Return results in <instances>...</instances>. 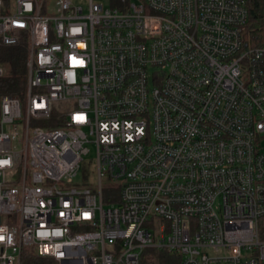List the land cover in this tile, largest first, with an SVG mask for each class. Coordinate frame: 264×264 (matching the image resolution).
Returning a JSON list of instances; mask_svg holds the SVG:
<instances>
[{"label": "built area", "instance_id": "built-area-1", "mask_svg": "<svg viewBox=\"0 0 264 264\" xmlns=\"http://www.w3.org/2000/svg\"><path fill=\"white\" fill-rule=\"evenodd\" d=\"M115 1L0 0V44L29 48L25 97L0 98V264H264L247 0Z\"/></svg>", "mask_w": 264, "mask_h": 264}, {"label": "trees", "instance_id": "trees-1", "mask_svg": "<svg viewBox=\"0 0 264 264\" xmlns=\"http://www.w3.org/2000/svg\"><path fill=\"white\" fill-rule=\"evenodd\" d=\"M6 10L12 0H5ZM115 2H118L116 0ZM249 10V22L244 27V37L250 40L251 45L261 42L264 37V0H247ZM28 38H22L16 45L0 44V65L4 66L5 73L0 76V98L2 95L10 94L23 99L26 95L28 80ZM29 264H58L54 258L40 256L30 253L25 259ZM145 264H179L175 254L161 249H152L149 256L145 258Z\"/></svg>", "mask_w": 264, "mask_h": 264}, {"label": "rangeland", "instance_id": "rangeland-1", "mask_svg": "<svg viewBox=\"0 0 264 264\" xmlns=\"http://www.w3.org/2000/svg\"><path fill=\"white\" fill-rule=\"evenodd\" d=\"M101 1L106 5L109 4V0ZM82 175L84 177V181H92V183H94L97 180L96 160L93 151L85 156V160L82 162V170L80 172L79 178L74 181V184L82 185V181L79 180ZM104 181L105 184H107L113 182V179L105 177Z\"/></svg>", "mask_w": 264, "mask_h": 264}]
</instances>
